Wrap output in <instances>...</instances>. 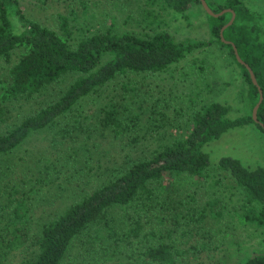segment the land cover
<instances>
[{
    "label": "trees",
    "instance_id": "16d2710c",
    "mask_svg": "<svg viewBox=\"0 0 264 264\" xmlns=\"http://www.w3.org/2000/svg\"><path fill=\"white\" fill-rule=\"evenodd\" d=\"M67 1L52 27L29 18L20 0H0V242L6 253H18L19 264H209L204 253L222 250L218 240L227 234L222 225L227 196L205 200L200 191L238 189V200H245L243 220L264 224V166L251 168L224 156L212 173L203 149L229 129L251 123L264 135V99L256 122L259 87L233 48L253 69L264 95V8L254 11L243 0H207L217 13L232 9L236 14L224 30L227 43L221 29L232 11L219 17L205 11L209 40L178 41L166 30H118L113 21L91 29L99 1ZM158 1L177 14L202 7L200 0ZM213 44L228 49L230 62L238 65L245 84L244 115L229 117L231 107L219 101L172 114L168 111L179 110L172 100L140 98L138 75L159 74ZM116 81L120 94L101 101L95 111L79 110L84 99L103 95ZM32 100L37 107L13 120L14 110ZM56 125L63 126L65 140L79 137L87 148L102 139L120 143L124 154L140 143L146 146L134 157L124 155L100 185L80 195L77 190L74 202L42 223L26 245L32 201L61 171L73 167L75 157L67 147L54 157L21 151L30 136ZM13 154L19 159L4 165ZM234 259L232 264H264V253ZM0 264H5L3 255Z\"/></svg>",
    "mask_w": 264,
    "mask_h": 264
},
{
    "label": "rangeland",
    "instance_id": "374dc122",
    "mask_svg": "<svg viewBox=\"0 0 264 264\" xmlns=\"http://www.w3.org/2000/svg\"><path fill=\"white\" fill-rule=\"evenodd\" d=\"M96 1H99L96 6L97 16L94 18L95 24L91 29L106 27L113 21L118 30L134 33L166 30L178 41L189 38L209 40L212 37L209 17L201 5L185 14H177L158 0H128L125 3L122 0ZM222 1L215 0V2ZM243 1L254 11L264 8V0ZM20 2L29 18L52 27L56 26L57 13L70 4L67 0H20ZM227 50L213 44L209 48L196 50L159 74L138 75L136 79L142 87L140 98L148 95L149 101L159 97H165L168 101L172 100L173 108L179 109L169 110L168 112H173L172 114L181 110L190 112L192 105L195 106L194 110H197L205 103L219 101L231 107L229 117L244 115L247 111L243 89L245 84L238 65L230 62L232 59ZM120 92V82L116 81L106 88L103 95L98 94L84 99L79 104L81 107L79 110H94L95 107L97 110L101 101L104 104L110 100L111 96L114 97ZM36 107L35 100L24 102L14 110L13 120L23 117ZM70 121L73 122V119ZM61 128H63L62 125H56L46 131L35 133L22 147V155L28 154L26 151L30 149L37 152L43 151L42 157H54L59 153V148L67 147V151L75 157L73 167H67L61 171L55 176L56 182L46 187L32 201L30 212L32 232L31 239L26 245L32 243L33 234L40 229L42 223L63 213L84 192L83 189L100 185L112 169L118 167L123 159L125 160L124 155L126 158L134 157L146 146L140 143L135 147L136 149L127 150L124 154L119 146L120 143L112 144L102 139L97 142L90 141L91 146L87 148L85 143H82L84 140H80L79 137L72 139L68 136L69 139L65 140L61 135ZM203 149L210 155L214 169L212 173L218 171L214 166L224 156L239 158L244 165L251 168L264 166V135L252 123L229 129L220 138L208 142ZM18 159L13 154L2 162L8 165L15 163ZM78 180L81 183L80 188L76 187ZM196 186L198 187L197 184ZM77 190L80 191L79 195ZM237 192L238 189L234 187L226 191L218 186L209 191L199 192L205 200L216 196H227L224 202L227 212L222 222L227 234L225 238L221 236L222 239L218 240L222 250L211 256L204 253L203 259L209 264H232L234 257V260L244 261L252 255L264 253V224L259 227L243 220L245 212L241 205L243 203L245 205V200L239 201ZM7 249L0 242V258L3 255L5 264H19L20 259L15 255L18 253L15 251L8 254Z\"/></svg>",
    "mask_w": 264,
    "mask_h": 264
},
{
    "label": "water",
    "instance_id": "95a60500",
    "mask_svg": "<svg viewBox=\"0 0 264 264\" xmlns=\"http://www.w3.org/2000/svg\"><path fill=\"white\" fill-rule=\"evenodd\" d=\"M200 1H201V4H202L203 9H204L207 13H209L210 15L215 16V17L222 16L225 12L232 11V13H233L232 18H231L230 21H229L228 23H226V24L222 27V29H221V36H222L223 40L226 41L227 43H229L230 41L225 40V38H224V30L234 22L236 14L233 12L232 9H224V10H222V11H220V12L217 13V12H215V11L210 7V5L208 4L207 0H200ZM233 48H234V52H235V54H236V57H237L238 61L241 62L242 64L246 65V67H247V68L249 69V71H250V74H251V78H252L253 83L259 87V91H260V99H259L258 103L255 105V107L253 108V118H254V120H255L256 122H259V120H258V109H259V107H260V105H261V103H262V101H263V99H264L263 90L261 89V87H260L259 84H258L257 77H256V75H255L253 69L249 66V64H247V63L241 58V56H240V54H239V52H238V49H237V47H236L235 44H233ZM262 126L264 127V125H262Z\"/></svg>",
    "mask_w": 264,
    "mask_h": 264
}]
</instances>
